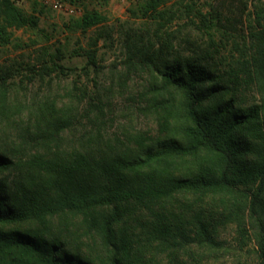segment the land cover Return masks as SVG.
I'll use <instances>...</instances> for the list:
<instances>
[{
	"label": "trees",
	"instance_id": "obj_1",
	"mask_svg": "<svg viewBox=\"0 0 264 264\" xmlns=\"http://www.w3.org/2000/svg\"><path fill=\"white\" fill-rule=\"evenodd\" d=\"M234 2L199 12L239 36L226 37L233 50L219 60L210 51L177 57L155 41L128 51V66L151 73L146 107L163 138L107 137L95 123L104 105L91 102L83 133L69 103H35L33 120H12L23 111L10 100L15 79L71 69L50 58L0 63V125L12 120L16 131L0 132V264H191L193 247H214L222 224L246 218L264 264V0L253 9L241 1L239 13ZM146 9L175 16L159 0ZM99 20L84 14L82 23ZM35 23L0 0L1 45L10 28ZM87 65L104 68L95 52ZM249 91L257 98H240Z\"/></svg>",
	"mask_w": 264,
	"mask_h": 264
},
{
	"label": "rangeland",
	"instance_id": "obj_2",
	"mask_svg": "<svg viewBox=\"0 0 264 264\" xmlns=\"http://www.w3.org/2000/svg\"><path fill=\"white\" fill-rule=\"evenodd\" d=\"M236 1L238 13L239 7H244L242 2H248L250 9L256 2ZM13 2L36 23L9 29L8 41L0 44V63L16 65L17 62L26 64L50 58L71 70L31 82L24 75L15 79L11 84L10 100L12 106L18 108L17 112L21 107L23 111L16 115L12 112L15 115L12 120L23 123L22 118L33 120L37 113L35 103L36 107L53 102L60 106L69 103L83 116L79 125L83 133V123L93 124L85 118L88 104H103L105 115L95 123L114 140L129 139L138 133L150 134L154 139L163 138L159 117L146 107L151 98L147 90L151 73L140 64L128 66L126 61L132 45L155 41L157 47H161L165 43L177 57H202L210 51L216 61L218 55L227 56L229 50H233L226 37H239L213 22L205 24L200 17V10L206 13V10L212 11L211 7L220 6L218 0H159V9L175 12L167 21L147 13L150 0H69L81 8L82 13L78 15L58 12L44 0ZM84 14L98 15L101 20L85 27ZM93 52L98 63L104 66L99 71L87 65L88 54ZM255 96L249 91L240 98L252 100ZM12 120L1 123L0 132H16L9 125ZM244 222L242 227L232 221L222 224L219 244L212 248L193 247L188 257L191 264H258L255 227L248 218Z\"/></svg>",
	"mask_w": 264,
	"mask_h": 264
},
{
	"label": "built area",
	"instance_id": "obj_3",
	"mask_svg": "<svg viewBox=\"0 0 264 264\" xmlns=\"http://www.w3.org/2000/svg\"><path fill=\"white\" fill-rule=\"evenodd\" d=\"M44 2L54 10L64 14L78 15L82 13V10L79 6L67 0H44Z\"/></svg>",
	"mask_w": 264,
	"mask_h": 264
}]
</instances>
